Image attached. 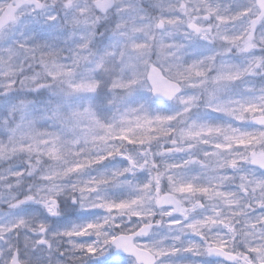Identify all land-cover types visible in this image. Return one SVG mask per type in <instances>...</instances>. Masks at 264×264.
Wrapping results in <instances>:
<instances>
[{
	"label": "snow or ice",
	"instance_id": "snow-or-ice-1",
	"mask_svg": "<svg viewBox=\"0 0 264 264\" xmlns=\"http://www.w3.org/2000/svg\"><path fill=\"white\" fill-rule=\"evenodd\" d=\"M0 264H264V0H0Z\"/></svg>",
	"mask_w": 264,
	"mask_h": 264
},
{
	"label": "rangeland",
	"instance_id": "rangeland-1",
	"mask_svg": "<svg viewBox=\"0 0 264 264\" xmlns=\"http://www.w3.org/2000/svg\"><path fill=\"white\" fill-rule=\"evenodd\" d=\"M40 34L42 38L46 39H54L57 42H62L63 37L60 34V30L56 28L55 25H43L40 27ZM50 34V35H49ZM35 94H29V98H34ZM46 98V97H45ZM75 217H71L70 219H74Z\"/></svg>",
	"mask_w": 264,
	"mask_h": 264
}]
</instances>
